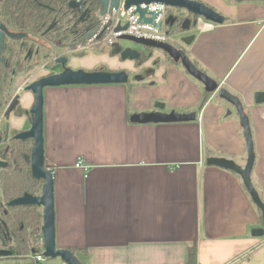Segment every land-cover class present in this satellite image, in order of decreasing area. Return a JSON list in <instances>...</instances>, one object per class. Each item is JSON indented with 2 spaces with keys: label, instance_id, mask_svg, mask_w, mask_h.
Listing matches in <instances>:
<instances>
[{
  "label": "crops",
  "instance_id": "1",
  "mask_svg": "<svg viewBox=\"0 0 264 264\" xmlns=\"http://www.w3.org/2000/svg\"><path fill=\"white\" fill-rule=\"evenodd\" d=\"M194 1L224 22L198 18L171 35L172 46L241 101L254 144L251 183L264 201V103L254 97L264 93V0ZM107 52L93 53L91 68L83 59L73 70L104 65L135 80L43 92V163L53 177L55 248L72 252L79 264H189L193 246L195 264H264L262 216L240 177L206 164L209 157L245 164L234 108L216 94L204 97L203 85L160 51L138 68ZM32 102L33 95L22 92L21 110L28 112ZM153 111L196 118L130 122L134 113ZM9 120L14 129L28 126ZM78 159L86 170L75 167Z\"/></svg>",
  "mask_w": 264,
  "mask_h": 264
},
{
  "label": "water",
  "instance_id": "2",
  "mask_svg": "<svg viewBox=\"0 0 264 264\" xmlns=\"http://www.w3.org/2000/svg\"><path fill=\"white\" fill-rule=\"evenodd\" d=\"M98 4L102 8L101 14H111L112 9H116L118 6L119 0H97ZM163 4L171 9H180L197 16L204 21H208L215 25H220L224 22L223 16L205 4L194 0H126L124 9H128L131 5L136 6V12L139 13L140 19L144 23H150L154 18V14H151V18H145L147 12L141 10L139 5L141 4ZM68 9L78 13L79 19L78 22H86L91 14L88 9H84V4L77 3L75 0H69ZM174 18L172 16L167 17L166 24H172ZM54 25L49 26L46 30L49 32ZM183 28H188V23L184 21ZM126 29L124 27H117L116 30ZM8 34L6 32L5 26L0 21V43H2L4 35ZM95 31L92 30L89 32V36H93ZM11 37L24 38L25 34L14 33L9 34ZM101 37V34L97 36V39ZM122 41H127L134 43L143 47L144 49L150 48L152 50L160 51L161 53L169 56L174 63L180 62L183 69L193 78H195L200 84L203 85L204 91L210 94H216L218 98L223 99L229 105L234 108V111L238 114L239 126L242 128L243 138L245 141L246 147V161L243 166L237 165L233 160L227 158H218V157H209L206 160L207 165H214L222 169H227L234 172L238 177H240L243 186H245L248 196L252 203L259 210L262 216V222L264 226V201L259 197V194L256 188L251 183V174L255 162L254 156V144L251 139V127H249V121L246 113L243 111V107L239 98H236L230 94L224 87L220 88L218 84L203 72L197 69L193 63L187 58L184 52L178 48L173 47L168 42H157L150 39H141L134 36L122 35L120 37ZM184 41V40H182ZM1 48V45H0ZM110 55L113 57H119L122 61H134L139 59L140 51L137 49L123 48L118 43L112 44L110 47ZM67 59L65 57L59 56L55 60V64L62 66V71L60 73L52 74L45 76L40 79H36L31 82V84L25 85L22 90L24 92L30 93L33 95V102L31 108L28 111L30 116V124L28 130L21 132L18 135L21 139H28L32 141V149L30 157H26V160L29 161L30 174L32 178L42 180L43 184L41 187V195L32 197L29 194H24L19 199L13 200L8 203L9 206H36L42 209V225L40 228L41 231V244L43 249V257L49 260L60 259L61 264H79L73 254L69 250H58L55 248V236H54V206H53V177L51 171H47L44 168V148H43V92L47 87H60V86H75V85H119L126 84L129 80V75L125 71L111 72V71H89L85 72L81 69L72 70L68 67H65ZM256 103H264V93L256 92L254 94ZM16 105L13 103L7 109L5 116L8 117L12 109ZM196 114H177L175 112L169 113H160L157 111L149 113H134L131 115V123L139 124H149V123H179V122H193L195 120ZM5 165V164H4ZM4 165L0 163V169L4 168ZM264 233V231H263ZM262 234L258 231L254 232V235ZM2 238L0 237V240ZM1 247H6L1 243ZM35 252H32V255ZM11 255L8 252L5 253L0 251V256Z\"/></svg>",
  "mask_w": 264,
  "mask_h": 264
},
{
  "label": "flooded vegetation",
  "instance_id": "3",
  "mask_svg": "<svg viewBox=\"0 0 264 264\" xmlns=\"http://www.w3.org/2000/svg\"><path fill=\"white\" fill-rule=\"evenodd\" d=\"M0 21L5 26L6 32L8 33L4 35L2 43H0V163L3 165L5 164L4 168L0 169V237L2 238L0 240V251L11 254L0 256V264H58L60 259L49 260L43 257L44 251L42 249L41 241H36L30 249L23 250V244L18 243L19 240H23V237H21L24 228L23 223H20V226L18 227L21 231L18 235H13L9 226L7 227V224L4 223L5 219L9 218L12 214V208L15 207L9 206L8 203L19 199L24 194L28 193H24L16 198L8 199L4 195V185L3 180L1 179L3 171L10 166L12 168L15 165L13 164V153L17 146L20 148L23 146L29 149V153L24 155L25 162L29 163V161L26 160V157H30L32 141L21 139L18 135H20L21 132L28 130L30 116L27 111L25 112L21 110L19 104L22 92H24L22 88L25 85L31 84V82L36 79L53 74V70L48 69V66H51L53 62L49 58L51 53L50 37L46 32L37 36L25 34V37L21 39L16 37L13 38L9 34L20 32L8 28L2 21L1 17ZM95 23L96 19L93 16H89L86 22H78V19L75 18L73 19L71 28H67L66 30H69L68 32L70 35L75 38L80 39L82 37L88 39V34L90 31L94 30ZM36 59L40 60V62L37 63L38 61ZM68 62L69 60L67 59L65 67L70 68ZM38 66H40L39 68H41V70H44V68L47 67L46 71L44 75H35L37 78L33 79V76L31 78L30 74ZM57 67L60 68V70L55 73H60V71H62V66L59 64ZM95 69L96 67L89 71H96ZM24 83L25 85H23ZM12 103L16 106L12 109L9 116L6 117L5 113ZM11 116H13L14 119H19L20 122L22 121L21 124H24V126L27 123L28 126H21L17 129L12 128L9 120ZM1 243L6 247L2 248ZM32 252L35 253L32 255ZM37 255H41L42 260L34 261L33 258Z\"/></svg>",
  "mask_w": 264,
  "mask_h": 264
},
{
  "label": "trees",
  "instance_id": "4",
  "mask_svg": "<svg viewBox=\"0 0 264 264\" xmlns=\"http://www.w3.org/2000/svg\"><path fill=\"white\" fill-rule=\"evenodd\" d=\"M1 2L0 17L5 25L13 31L36 36L46 33V29L55 24L47 33L50 41L56 48L67 47L72 49L76 44H83L87 40L82 37L80 39L75 38L70 35L69 30H66L67 28H71L73 19H79L80 16L75 11L68 9L69 0H1ZM98 8L99 5L96 0H87L84 4V9H88L91 16H93V13ZM173 11H177L179 14L174 15ZM167 12L168 17L172 16L174 18V22L171 25H166L168 35H174L177 32L186 30L182 26L184 21L190 25L194 24L198 19L197 16L188 13L184 14L178 9L167 8ZM147 49L150 52L153 51L150 48ZM165 56L171 60L169 56ZM146 60L147 57L140 54V58L134 60V64L138 68ZM95 70L108 71L104 65H98ZM127 73L130 75V72ZM208 95L210 93H205L204 97L207 98ZM27 153H29V149L17 146L13 153V164L15 165L12 168L10 166L4 170L1 175L4 185V195L8 199L19 197L24 193H28L33 197L42 193L41 187L43 181L31 177L30 164L24 160V155ZM209 153L207 152V155ZM4 223L7 224V227L9 226L13 235L21 233L18 227L20 223H23L24 228L21 233L23 240L18 241V243L23 244V250L30 249L36 241L40 242L41 236L38 233L40 232L42 221L39 207L15 206L12 208V214L9 218L5 219ZM195 259L196 248L193 246L188 250L187 261L189 264H195Z\"/></svg>",
  "mask_w": 264,
  "mask_h": 264
},
{
  "label": "built area",
  "instance_id": "5",
  "mask_svg": "<svg viewBox=\"0 0 264 264\" xmlns=\"http://www.w3.org/2000/svg\"><path fill=\"white\" fill-rule=\"evenodd\" d=\"M77 3L85 4L87 0H75ZM97 1V0H96ZM126 0H119L116 9H112L111 14H101L102 8H99L93 13L96 19V25L94 27L95 34L89 36L87 46L76 47L77 51L81 50H95L97 48L107 49L112 44L121 45L120 37L122 35L134 36L141 39H150L157 42H167L168 30L166 19L168 17L167 8L163 4H141L139 8L145 10L147 14L145 18H151L153 13L155 16L150 23H144L140 19L139 13L136 12V6L131 5L128 9H124ZM126 29L116 30L117 27H124ZM101 34V37L97 39V36ZM75 167L86 170L87 166L83 164V161L77 160ZM34 261L42 260L41 255H37L33 258Z\"/></svg>",
  "mask_w": 264,
  "mask_h": 264
},
{
  "label": "rangeland",
  "instance_id": "6",
  "mask_svg": "<svg viewBox=\"0 0 264 264\" xmlns=\"http://www.w3.org/2000/svg\"><path fill=\"white\" fill-rule=\"evenodd\" d=\"M1 0H0V5H1ZM99 5V4H98ZM174 15L176 14V12H172ZM94 15V14H93ZM37 36V35H36ZM175 40V37L174 36H171L169 35L168 38H167V41L168 43H170L171 45L173 44ZM51 42V41H50ZM51 50H50V56L49 58L53 61L52 62V65L51 66H48V69L50 70H53V73L57 72L60 70V68H58L57 64H55V60L57 58H59V56H62V57H65L69 60L68 64L70 66V68L74 69L75 67H79L81 66V63H82V60L83 59H86V61L89 62L88 65H86L85 67H88L91 68L93 66V64L95 63L93 60L94 58H92V55H94L96 52L98 53H102V49L100 48H97L95 50H91V49H88V50H81V51H77L76 50V47H82V46H87L88 45V41L86 40L83 44H76L75 46H73V48H67V47H59V48H56L55 45L52 44L51 42ZM121 46L123 48H130V49H137L140 51V53L144 56H148L149 53H150V50L148 49H144L143 47L139 46V45H136L134 44L133 42L130 43V42H127V41H121ZM108 50V54H110V49L107 48ZM154 51V50H153ZM152 52V51H151ZM94 53V54H93ZM82 55V56H81ZM85 57V58H83ZM113 57V56H111ZM81 58V59H80ZM39 63L40 60L36 59ZM90 60V61H89ZM128 62H131L130 60H128ZM145 64V63H144ZM143 64V65H144ZM41 66V65H40ZM40 66H38L37 68H35L32 72H31V78L33 76V79L37 78L35 75H44L45 71H46V68H44V70H41V68H39ZM98 66V65H97ZM139 70V69H138ZM86 71V69L84 70ZM141 72L145 73L147 72L146 69L144 68ZM146 74V73H145ZM136 76H134V74H131L129 76V81L132 82L133 80H135Z\"/></svg>",
  "mask_w": 264,
  "mask_h": 264
}]
</instances>
